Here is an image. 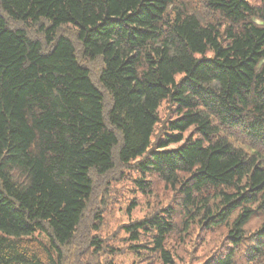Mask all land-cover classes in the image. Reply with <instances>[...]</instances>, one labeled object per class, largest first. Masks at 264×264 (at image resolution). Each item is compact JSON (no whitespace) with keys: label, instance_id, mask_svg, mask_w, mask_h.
I'll return each instance as SVG.
<instances>
[{"label":"trees","instance_id":"16d2710c","mask_svg":"<svg viewBox=\"0 0 264 264\" xmlns=\"http://www.w3.org/2000/svg\"><path fill=\"white\" fill-rule=\"evenodd\" d=\"M132 162L179 194L124 228L139 249L172 264L167 239L196 222L232 246L203 264H264V0H0V264H63L94 175Z\"/></svg>","mask_w":264,"mask_h":264},{"label":"rangeland","instance_id":"374dc122","mask_svg":"<svg viewBox=\"0 0 264 264\" xmlns=\"http://www.w3.org/2000/svg\"><path fill=\"white\" fill-rule=\"evenodd\" d=\"M255 1L250 0L251 3ZM39 27V25L31 26L27 31L30 37L42 41ZM59 33L73 41L79 50V57L82 58L75 30L66 27L60 29ZM82 63L90 70L91 77L96 82L102 68L101 59L93 61L82 59ZM173 110L174 107L169 102L161 105L158 111L160 122L155 129L153 145L157 141L165 139L167 123L174 118ZM188 134H185L184 137H187ZM176 147V145H170L167 149ZM136 164L137 162H132L127 166L117 164L107 176L94 175L92 197L75 238L64 249L63 264H84L90 259L99 262H113L114 264H164L157 254L137 247H148L149 245L146 244L149 241L148 237L141 236L138 243H133L124 228L158 213L169 205L179 213L178 205L176 202L173 203L175 199L178 200L179 194L165 186L155 176L139 173ZM14 175L19 183L26 179L24 174L18 171ZM141 181L147 185L145 191L138 184ZM178 215L175 221L180 222L183 215ZM259 225L260 219L255 218L245 227L247 240L242 242L235 252L236 260L244 261V247L249 243V240L253 239L252 234ZM183 228L179 224L176 232L166 242L165 248L171 254L172 264H203L208 259L232 251V246L226 237V228L220 227L206 231L196 222L192 223L188 230H183ZM36 237L46 243L43 237ZM93 238L99 240L100 246H102L98 255H95L94 249L91 247ZM135 250H138L139 253H134Z\"/></svg>","mask_w":264,"mask_h":264}]
</instances>
